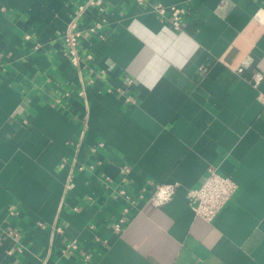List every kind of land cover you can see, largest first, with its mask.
I'll use <instances>...</instances> for the list:
<instances>
[{
	"label": "crops",
	"instance_id": "obj_1",
	"mask_svg": "<svg viewBox=\"0 0 264 264\" xmlns=\"http://www.w3.org/2000/svg\"><path fill=\"white\" fill-rule=\"evenodd\" d=\"M86 1L0 0V264H264V0H148L184 4L181 29L103 0L74 64ZM210 166L238 188L207 221L187 193Z\"/></svg>",
	"mask_w": 264,
	"mask_h": 264
},
{
	"label": "built area",
	"instance_id": "obj_2",
	"mask_svg": "<svg viewBox=\"0 0 264 264\" xmlns=\"http://www.w3.org/2000/svg\"><path fill=\"white\" fill-rule=\"evenodd\" d=\"M137 1L141 4L147 3L152 11L158 13L162 19L167 20L176 29H181L187 16V9L184 4L173 3L165 6L162 3H153L148 0ZM102 5L103 0H87L84 3L78 4L76 13L71 18L67 30L62 35L66 49L74 64H79L81 61L79 45H81L83 37L97 35L101 39L104 38V34L100 32L103 21L106 19L104 14L101 13L102 17L88 25L86 29H82L80 26V19L86 12L95 10L96 6L102 9ZM254 63V57H248L236 67V71L244 73ZM263 79L264 69L260 65H257L251 73L250 81L254 87H258ZM258 97L264 106V91L259 92ZM150 184L153 192L149 197V201L158 206L170 201L177 187L175 183L151 182ZM237 188L238 185L231 176L223 175L218 171L217 167L210 166L202 183L196 188L189 189L187 193L188 204L197 216L210 221L232 198ZM120 193L124 196L129 195L124 188L120 190ZM121 221L115 224V230L121 229Z\"/></svg>",
	"mask_w": 264,
	"mask_h": 264
}]
</instances>
